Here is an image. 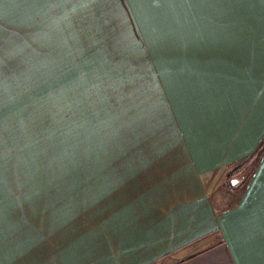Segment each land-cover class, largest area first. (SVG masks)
Returning a JSON list of instances; mask_svg holds the SVG:
<instances>
[{
	"label": "crops",
	"instance_id": "1",
	"mask_svg": "<svg viewBox=\"0 0 264 264\" xmlns=\"http://www.w3.org/2000/svg\"><path fill=\"white\" fill-rule=\"evenodd\" d=\"M97 3L0 0V131L16 121L19 82H32L19 76L74 43ZM248 46L217 74L155 79L169 99L156 100L147 140L106 172L104 218L56 244L0 218V264H264V43Z\"/></svg>",
	"mask_w": 264,
	"mask_h": 264
},
{
	"label": "rangeland",
	"instance_id": "2",
	"mask_svg": "<svg viewBox=\"0 0 264 264\" xmlns=\"http://www.w3.org/2000/svg\"><path fill=\"white\" fill-rule=\"evenodd\" d=\"M92 7L97 16L82 21L75 45L68 37L62 52L35 62L32 76H19L32 82H19L16 121L0 131V218L30 221L51 244L104 218L106 172L147 140L156 100L169 99L155 79L217 74V61L264 43L250 33L264 32V0Z\"/></svg>",
	"mask_w": 264,
	"mask_h": 264
},
{
	"label": "water",
	"instance_id": "3",
	"mask_svg": "<svg viewBox=\"0 0 264 264\" xmlns=\"http://www.w3.org/2000/svg\"><path fill=\"white\" fill-rule=\"evenodd\" d=\"M245 174H246V172H243L241 175H239V177L232 178L230 180V183L232 185L236 184L239 180H242L244 178Z\"/></svg>",
	"mask_w": 264,
	"mask_h": 264
}]
</instances>
